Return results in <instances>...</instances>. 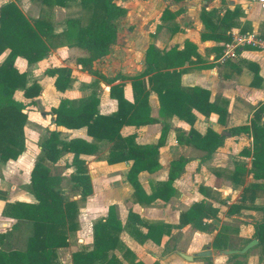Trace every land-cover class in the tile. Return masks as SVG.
Instances as JSON below:
<instances>
[{"label": "crops", "instance_id": "obj_1", "mask_svg": "<svg viewBox=\"0 0 264 264\" xmlns=\"http://www.w3.org/2000/svg\"><path fill=\"white\" fill-rule=\"evenodd\" d=\"M199 1L201 4L189 26L183 24L181 18L184 14L187 18L192 7L196 5L194 0H113L116 5L124 8L125 13L113 19L112 24L116 25L118 22L128 20L134 28L132 31L127 29L122 31L121 27H117L116 31L114 30L115 39L109 45L107 53L100 56L103 57L104 62L96 63L100 59L97 57L92 60L89 70H85L77 60L87 58L88 52L78 47L67 46L66 40L58 37H63L66 33L68 21H79V15L70 13V10L74 6L81 7L80 1L69 0L63 7L55 6L52 10L53 14L48 18V23L51 25L48 35L54 37L50 40L53 46L49 49L47 56L33 64H27L21 57L15 59L14 68L19 74H25L26 85L36 83L40 88L42 86L38 100L52 102L50 111L57 107L62 99L77 102L93 95L98 101L96 107L98 114L106 116L117 110L116 101L109 97V89L112 85L123 84L124 98L129 102L132 101L130 81L124 78L137 76L145 70V57L149 47L162 55L172 48L182 50L185 42H188L194 46L197 56L191 49L189 60L179 68L182 70L180 86L182 88L196 87L207 91L208 102L226 110L225 120L223 124H220L216 113L204 116L192 109L190 111V117L193 118L191 126L175 114L160 115L159 99L154 92H150L148 96L150 117L156 122L138 128L124 126L120 130L122 137L133 136L134 142L138 145L157 143L163 129L166 130L163 144L158 149L159 169L151 174L141 172L137 179L146 196H150L159 185L168 181L171 164L178 160L181 161V168L176 171V176L171 183L175 195L167 201L156 199L149 204H139L133 199V188L126 179L131 162L108 165L104 160L110 150V142L106 140L97 142L93 155H80L79 158L85 162V169L91 183V194L84 199L91 208L89 209V225L79 231L78 228L76 230L82 235L78 242L85 241L83 247L75 251H71L68 246L57 249L60 264H72L71 255L73 253L88 251L92 248V226L96 221L106 218L110 206L114 207L124 228L128 224L145 235L147 232L145 225L161 224L164 227L165 233L158 245L150 240L138 242L126 230L121 232L119 236L121 243L132 252L136 261L142 264H229L224 261V258L232 259L231 264H242L237 258L246 256L249 257L247 264H258L259 259L264 264V258H261L260 247L254 235L256 226L263 220V212L260 209L264 206V178L254 177L252 171L251 136L245 133L233 135L229 132L231 128L248 126L255 114L258 115L259 125L264 128V52L250 44L237 43L239 37L264 40V6L252 4L248 0ZM10 2L14 3L30 22L39 19L43 8L42 0H0V7ZM164 11L169 14L161 18ZM59 12H62L61 16ZM201 13H205L211 24L217 27L212 36L219 39L202 38L203 35L209 33V30L205 28L200 19ZM87 17H89L88 14ZM223 17L225 20L220 22ZM222 37H227L229 40H221ZM232 42L237 45L233 57L222 58L223 46ZM7 55L8 50L0 52V63ZM56 68H66L71 72L70 85L63 92L55 89V77L47 73ZM96 80L101 86L104 84L103 92L87 88V85L93 84ZM145 82L147 83V77H145ZM16 92L22 93L20 90ZM38 100L33 98L26 103L20 102L30 104L35 101L36 105L28 106L37 107ZM43 117L41 116L42 121H44ZM47 118V135L50 131H56L61 141L81 139L94 143V140L87 135L85 128L66 129L56 126L52 122L51 112ZM191 129L199 135H204L207 130L217 134L219 136L217 148L208 154L195 147L188 137ZM62 131L70 137H60ZM26 154L29 153H23L14 161H7L5 166L16 164L19 168L26 167L27 180H29L34 164ZM97 154L103 161H97ZM67 155L70 157L68 163L71 168L70 180L74 168L71 166L72 154L67 153ZM193 163L196 168L203 167L202 170H206L209 175L207 178L203 177V180L208 183L199 187L198 192L194 189L186 191L182 182L188 165ZM227 163L229 165H226ZM235 167H242V170L238 178L232 180ZM70 182L76 186L71 180ZM98 183L102 185L101 190ZM252 185L259 187L247 194L249 199L242 202L243 208L238 212L230 209L231 206L241 204L244 188ZM14 188L13 186L11 190ZM109 191L116 196V200L107 199L106 192ZM61 192L66 198V194L62 190ZM18 194L21 200L15 201L35 203L34 197L28 191L19 190ZM77 196L81 199L79 188ZM93 198H100L101 201L90 203ZM199 202L216 210L214 216L202 220L203 223L209 225L206 231L198 230L191 223L185 225L179 223L180 214ZM97 203L100 205H96ZM93 208H98V210L95 209L96 211L92 212ZM155 208H159L156 213ZM129 213L136 215L140 222H129ZM250 214L257 216L259 220L253 224L247 223L248 220L250 222ZM0 216L2 217L0 225L3 227L0 233H2L10 229L14 220L3 217L1 213ZM234 218H243L240 227L237 228L232 224ZM188 229L194 231L197 237L205 240L201 243V249L196 248L198 242L195 240L181 247L180 236ZM249 231H251L250 239L243 242L244 232L246 234ZM219 234L222 240L220 244L226 245V248H213V242ZM252 240H256L257 245L243 254H217L219 250H241ZM204 246L206 247L203 248ZM203 249L206 250L204 252H208V256L198 255ZM156 252L160 254L157 259L154 258ZM113 255L122 264H128L117 251H114ZM182 255L190 257L191 261L185 260Z\"/></svg>", "mask_w": 264, "mask_h": 264}, {"label": "trees", "instance_id": "obj_2", "mask_svg": "<svg viewBox=\"0 0 264 264\" xmlns=\"http://www.w3.org/2000/svg\"><path fill=\"white\" fill-rule=\"evenodd\" d=\"M69 0H42L39 19L30 22L17 6L10 2L0 7V52L8 50V55L0 63V163L16 160L24 149L22 126L26 120L24 110L28 105H36L35 101L24 104L15 100L14 93L22 91L23 97L32 100L40 93V86L36 83L27 86L25 74H19L14 68L17 57L23 58L27 64L41 61L47 56L53 46L48 33L51 25L48 18L53 14L55 6H65ZM81 7L88 14V22L82 25L80 21L67 22V31L60 38L66 40L67 46L86 50L87 58L78 59L83 69L89 70L93 59L107 53L109 45L115 39L112 20L125 13L124 8L116 5L113 0H79ZM168 15L164 11V15ZM200 19L209 30L202 36L203 39L217 38L212 36L216 30L205 13ZM223 17L220 22H223ZM219 39V38H217ZM228 41L229 38L222 37ZM191 49L197 56L194 46L185 42L183 49L172 48L164 54L149 47L145 57V70L134 77L124 78L130 81L132 101L129 102L123 95V84L112 85L109 97L114 99L117 110L110 115H100L97 112L98 101L90 95L77 102L67 99L60 100L57 107L51 109L52 122L56 126L66 129L85 128L94 143L81 139L69 142L59 140L56 131H50L41 141V157L31 169L28 192L34 197L35 203L15 201L6 203L1 212L5 218L14 220L9 230L0 233V264H60L57 249L68 244V237L77 228L78 206L75 201L67 200L60 190V178L52 175L44 162L56 164L62 154H72L71 166L74 172L70 180L80 189L81 199L91 194L90 178L85 169V162L80 155H93L96 143L106 140L111 143L108 155L104 159L108 165L130 161L127 172V182L133 188V199L141 204H149L156 199L167 201L175 192L171 188L176 171L181 168L182 162L171 164L168 181L159 185L155 191L146 196L137 176L141 172L154 173L159 169L158 149L163 144L166 130L163 129L157 143L138 145L134 137H122L120 130L124 126L141 127L156 122L150 117L148 96L154 92L160 103V115L175 114L192 126L193 118L190 111L195 109L204 116L210 113L218 115V122L223 124L226 116L224 108H218L208 102L209 94L199 88H182L180 86L179 68L189 60ZM47 73L54 78V87L63 92L70 85V70L56 68ZM147 77V83L145 82ZM231 134H249L252 138V171L254 177L264 178V128L259 125L258 115L255 114L248 126L231 128ZM189 139L198 149L212 153L219 144V136L207 130L199 135L194 130L189 131ZM242 167H235L232 180L240 175ZM252 185L244 188L241 204L231 206L230 209L239 211L243 208L242 202L248 193L258 189ZM264 190V186H263ZM263 220L256 226L255 239L260 247L261 258H264V206ZM216 210L203 202L195 203L184 213L180 214V225L192 224L200 231H206L209 225L202 222L203 218L214 216ZM129 222H140L132 213L128 214ZM146 234L142 235L135 228L126 225L124 228L110 206L106 218L96 221L92 226V248L88 251H79L71 255L72 264H122L113 255L117 251L128 264H142L137 262L132 252L121 243L119 236L126 230L138 242L150 240L159 244L165 233L161 224L145 225ZM24 233V234H22ZM23 237V238H22ZM22 238L21 240H19ZM220 234L213 242V248H226L221 245ZM112 253V254H111Z\"/></svg>", "mask_w": 264, "mask_h": 264}, {"label": "rangeland", "instance_id": "obj_3", "mask_svg": "<svg viewBox=\"0 0 264 264\" xmlns=\"http://www.w3.org/2000/svg\"><path fill=\"white\" fill-rule=\"evenodd\" d=\"M194 2L196 3V5L192 7V10L188 13L187 18H185V14L184 15L182 14L183 17L181 18V20H183L182 22L183 24L191 26L192 21L196 16L198 7L201 4L199 0H194ZM70 13L78 14L79 15L78 19L81 23H86L88 21L87 12L82 7L78 8V6H74L71 8ZM61 15H62V12H59V16ZM117 27H121L122 31L124 29L132 31L134 28L133 24L130 23L128 20H125L122 23L118 22L116 25L113 23V29L115 31ZM99 58L100 59H98L96 63L97 62L103 63L104 62V60L102 59L103 57H99ZM103 86H101L99 84V81L96 80L93 84L87 85V88H91L92 91L101 90V92H103L104 91ZM40 90L42 91V86ZM40 93L34 99L38 100L39 97L41 96ZM14 98L24 103L28 101V99H25L22 96L21 92H15ZM51 105H53L52 102H43L41 100H38L37 107L28 106L23 111L24 114L26 115V120L24 121L23 126H22L23 137H24V149L21 155L23 153L28 152L29 154L28 155L26 154V155L27 157H29L31 162H33V164L37 163L41 157V151L39 149V146H40L42 139L48 133V128H47L48 118L47 117H49L50 115ZM41 116H44L43 117L44 121H42ZM60 137L69 138L70 136L66 132L62 131ZM96 157H97L96 158L97 161H103L100 158L99 154H97ZM69 161H70L69 155L62 154L59 162L56 165H52L47 162H44V165L48 168L51 174L57 175L61 178L60 189L66 194L65 195L66 198L73 200L77 203V206H78L77 224H78V231H79L81 228L82 229L86 228L87 225H89V215H90L89 209L91 208L87 205L86 200H82L77 196L78 188L76 186H73V184L69 180V171L71 170V168H69L68 166ZM5 165L6 163L5 164L0 163V213L2 212L4 205L6 203L15 201V200H21L18 194L19 190L28 191L29 189V182H28L29 180H27V171H28L27 168L26 167L19 168L16 164H9L8 166H5ZM226 165H229V163H227ZM202 168L201 167L196 168L195 163L188 165L186 169V174L182 179V182L184 184V189L186 191H190L191 189H194V190H197L198 192L199 187L205 186L204 184L208 183L207 181L203 180L204 176L206 178L209 177L208 172L206 170H202ZM157 179L158 181H160L159 178ZM98 184L101 190L102 185L100 183ZM13 186L15 188L14 190H11ZM106 196H107V199L110 201L116 200V196L113 195L111 191L106 192ZM101 197L102 196H100V198ZM100 198H93L92 200H90V203H93L95 201L100 202L101 201ZM96 205H100V204L97 203ZM95 209L98 210V208H95ZM95 209L93 208L92 212L96 211ZM154 211L156 213V211H159V208H155ZM1 219L2 217L0 216V223H1ZM249 219H250V222H248L249 221L248 220L247 223H250V224L256 223L259 220L257 216H254L253 214L252 215L250 214ZM242 222H243V218L241 219L234 218V221L232 222V224L238 228L241 226ZM2 229L3 227L0 225V230ZM78 231H75L74 233L70 234L68 237L67 246L69 247L71 251H75L79 247H83L85 243V241L78 242V240L82 238V235H80ZM243 235L244 236H242V241L245 242L250 239L251 231L247 232L246 234L244 232ZM180 240L182 241L181 247H185L189 243L190 244L193 243V241L195 240V242H198V244H196L197 249H201L200 247L202 245L201 243L205 241L202 237H197L195 232L190 229L185 230L181 234ZM79 244L81 246H78ZM205 247L206 246H204L203 248ZM204 251L206 250L205 249L201 250V252H204ZM159 256L160 254L156 252L154 255V258L157 259ZM224 259H225L224 261H226L227 263L229 264L232 263V259L230 260L228 258H224ZM237 259L240 260L242 264H247V262L249 261V257L247 256L238 257ZM258 264H262L261 259L258 260Z\"/></svg>", "mask_w": 264, "mask_h": 264}, {"label": "built area", "instance_id": "obj_4", "mask_svg": "<svg viewBox=\"0 0 264 264\" xmlns=\"http://www.w3.org/2000/svg\"><path fill=\"white\" fill-rule=\"evenodd\" d=\"M252 4H257L260 6H264V0H248ZM237 43L240 44H250L258 49H260L262 52H264V40L260 39H249L248 37H239L237 39ZM237 45L235 43H227L223 46V55L222 58H229L233 57L234 55V49Z\"/></svg>", "mask_w": 264, "mask_h": 264}, {"label": "water", "instance_id": "obj_5", "mask_svg": "<svg viewBox=\"0 0 264 264\" xmlns=\"http://www.w3.org/2000/svg\"><path fill=\"white\" fill-rule=\"evenodd\" d=\"M256 245H257V241L252 240L247 245H245V247H243L241 250H219V251H217V254L218 255H232V254H236V253L243 254ZM198 255L199 256H208V252H201V253H198ZM182 257L187 261H191L190 257L184 256V255H182Z\"/></svg>", "mask_w": 264, "mask_h": 264}]
</instances>
